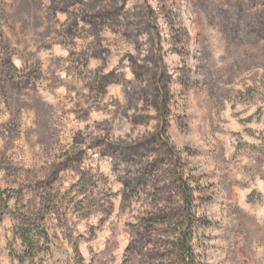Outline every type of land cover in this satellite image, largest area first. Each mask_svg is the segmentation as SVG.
Instances as JSON below:
<instances>
[{
	"label": "rangeland",
	"instance_id": "1",
	"mask_svg": "<svg viewBox=\"0 0 264 264\" xmlns=\"http://www.w3.org/2000/svg\"><path fill=\"white\" fill-rule=\"evenodd\" d=\"M66 3L0 0L7 67L0 72V264H19L25 248L16 215L38 208L51 190L57 210L45 220L48 242L23 264H180L172 227L161 226L146 247L139 240L144 219L179 209V196L170 199L165 189L153 196V178L125 202L126 163L98 142L151 137L171 149L191 191L196 264H264V0ZM113 4L120 14L94 16ZM144 5L154 43L140 30L126 34L145 29L136 11ZM153 56L168 79L163 115L150 95L136 109L130 103L131 86L143 85L131 60L147 65ZM109 74L131 86L110 81L100 93L95 84ZM72 148L82 152L78 169H58L48 190ZM169 164L166 158L156 170L162 187Z\"/></svg>",
	"mask_w": 264,
	"mask_h": 264
},
{
	"label": "trees",
	"instance_id": "2",
	"mask_svg": "<svg viewBox=\"0 0 264 264\" xmlns=\"http://www.w3.org/2000/svg\"><path fill=\"white\" fill-rule=\"evenodd\" d=\"M68 6L69 3L76 0H63ZM115 2V0H110ZM123 7H116L114 4L109 7H104L102 10L97 12L94 16L99 19L110 20L112 17L120 14L122 12ZM137 14L141 16V19H138V22L145 29H129L127 30V36H132L135 31L140 30L145 32L148 35H151V42L154 43V36L152 29V21L153 15L149 8L144 5L136 9ZM133 30V31H132ZM139 31V32H140ZM138 32V33H139ZM154 46V45H153ZM149 63L146 65L139 64L138 62L131 60V65L134 70L135 80L139 81V83H143L140 86H131L123 78H117L112 74H109L104 77L98 78V88L97 91L100 93L104 92L105 84L110 81L121 82L125 87L131 86L132 89L129 91L130 103L132 106H138L137 103L143 100V103H148L149 99H153L154 105H159L158 108L162 112V115L165 114L164 103L168 97L167 85L166 81V68L162 65V63L156 59L154 56L148 59ZM7 69L6 66H3L0 63V72H3ZM13 78L18 74L16 70L13 71ZM146 83V84H145ZM92 90L94 89L93 85L91 86ZM149 95L151 98H149ZM162 100V103H161ZM160 101V102H159ZM134 123L137 121H141V118L138 116L133 117L132 120ZM100 146L105 148L109 154L117 157L122 162L126 163L127 173L122 178L123 183L125 185V192L123 194L122 199L127 202L131 198L135 197L137 194V188H143V186L151 182L154 178L156 179V186H154L153 196H158L159 194H164V189L168 190L166 195L170 199H176V195L179 196L181 200V207L179 209L171 212H159L158 214L150 215L145 218L143 221L144 232L139 233V240L143 245H147L151 234L158 232L161 226L172 227L174 232L179 233V238L172 244L173 252L176 257L178 256L180 260V264H196L193 256H191V249L189 244V235L188 229L191 227V219H189L187 210L190 209L192 200H191V191L187 185V181L183 178V176L178 172L175 162V156L172 153L171 149L167 147V144L164 141H161L160 138L151 137L148 140H141L139 142L129 143V144H119L115 142H110L109 140L103 138L98 141ZM150 152H156L159 155V159L152 161H145V155ZM148 156V155H147ZM82 157V152L80 150L71 149V151H67L64 153L60 163L54 167L51 174L49 175L47 181L48 190H51L52 184L57 177V170L60 168L71 167L74 169H78V164L80 163V159ZM169 159V166H172V169L164 170V177L169 178L170 182L162 184L160 181L162 178L159 177L157 172V168H163L161 163ZM80 185L85 184L87 180V175L82 173L80 175ZM153 182V183H154ZM57 197V196H56ZM56 197L53 195L52 190L47 192V196L41 198L40 206L33 211H28V213H19L16 215L17 220L23 226V231L20 234V239L22 241V245L25 248L22 257H19V264H23L27 259L33 258L37 251V246L40 241L47 243L48 237L46 231L44 229L45 220L48 214L56 211ZM0 203L2 205V211L6 209L5 201L1 199Z\"/></svg>",
	"mask_w": 264,
	"mask_h": 264
}]
</instances>
